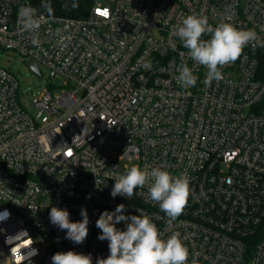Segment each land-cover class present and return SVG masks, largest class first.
<instances>
[{"label":"built area","instance_id":"1","mask_svg":"<svg viewBox=\"0 0 264 264\" xmlns=\"http://www.w3.org/2000/svg\"><path fill=\"white\" fill-rule=\"evenodd\" d=\"M25 6L0 0V49L65 81L26 102L0 65V263L52 264L56 252L72 250L96 264L109 255L96 221L124 204L126 215L142 210L165 238L179 233L188 264H264V47L249 45L223 67L222 80L206 84L207 69L174 35L196 14L264 40V0L96 1L83 18L37 11L38 46L20 23ZM181 63L193 69L195 86L177 82ZM132 165L189 178L176 221L147 199V188L111 196L114 178ZM52 207L67 209L73 222L87 210L83 244L50 222Z\"/></svg>","mask_w":264,"mask_h":264},{"label":"clouds","instance_id":"2","mask_svg":"<svg viewBox=\"0 0 264 264\" xmlns=\"http://www.w3.org/2000/svg\"><path fill=\"white\" fill-rule=\"evenodd\" d=\"M42 7L49 15L52 14L50 4L45 3ZM19 19L24 30L32 33L31 43L38 46L41 17L37 15V10L31 6L22 7ZM174 35L188 50V57L207 69L206 84L222 80L223 67L239 59L249 45L253 48L264 47V40L257 36L255 30L237 28L227 22L212 27L204 15H187L174 28ZM205 35L210 38L204 39ZM60 43H64L63 38ZM177 71V82L182 87L195 86L197 76L192 68L181 63ZM137 188H147V199L159 206L169 222L176 221L183 214L192 191L186 175L174 176L161 167L149 170L132 165L124 174L114 178L111 196L131 198ZM136 211L138 215H126L125 205L120 204L115 211L100 214L96 221V227L101 230L98 239L108 241L109 255L106 258L98 257L96 264H188L189 250L180 234L172 233L165 238L147 214L142 210ZM80 215L82 219L73 222L67 209L52 207L49 218L54 226L66 231V239L75 244H83L89 233V217L85 208L81 209ZM121 222L125 224L124 230L116 227ZM51 261L52 264H93L91 254L72 250L56 252Z\"/></svg>","mask_w":264,"mask_h":264},{"label":"rangeland","instance_id":"3","mask_svg":"<svg viewBox=\"0 0 264 264\" xmlns=\"http://www.w3.org/2000/svg\"><path fill=\"white\" fill-rule=\"evenodd\" d=\"M97 1L102 5L110 4V0ZM29 62L28 58L14 51L0 49V65L15 75L19 82L20 92L23 93L26 102H31L34 97L39 96L45 87H50L53 91L55 86L58 89L56 92H58L65 79L63 77L56 80L50 78L48 70L43 66H40L42 75L35 73L29 67ZM28 108L32 112H36L32 107L28 106Z\"/></svg>","mask_w":264,"mask_h":264},{"label":"trees","instance_id":"4","mask_svg":"<svg viewBox=\"0 0 264 264\" xmlns=\"http://www.w3.org/2000/svg\"><path fill=\"white\" fill-rule=\"evenodd\" d=\"M31 6L48 16L58 18H83L86 17L97 0H28ZM51 5L52 14L42 7L43 4ZM1 264V263H0Z\"/></svg>","mask_w":264,"mask_h":264},{"label":"water","instance_id":"5","mask_svg":"<svg viewBox=\"0 0 264 264\" xmlns=\"http://www.w3.org/2000/svg\"><path fill=\"white\" fill-rule=\"evenodd\" d=\"M29 67H30V68L32 69V71H34L35 73L40 74L39 69H38V65H37L35 62L30 61V62H29ZM0 260H1V257H0Z\"/></svg>","mask_w":264,"mask_h":264}]
</instances>
